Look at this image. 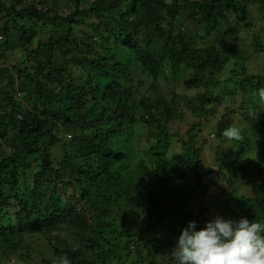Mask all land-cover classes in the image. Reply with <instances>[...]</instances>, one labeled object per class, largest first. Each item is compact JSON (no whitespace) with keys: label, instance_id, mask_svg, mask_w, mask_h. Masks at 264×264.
Masks as SVG:
<instances>
[{"label":"trees","instance_id":"trees-1","mask_svg":"<svg viewBox=\"0 0 264 264\" xmlns=\"http://www.w3.org/2000/svg\"><path fill=\"white\" fill-rule=\"evenodd\" d=\"M214 215L264 224V0H0V264H174Z\"/></svg>","mask_w":264,"mask_h":264},{"label":"clouds","instance_id":"clouds-1","mask_svg":"<svg viewBox=\"0 0 264 264\" xmlns=\"http://www.w3.org/2000/svg\"><path fill=\"white\" fill-rule=\"evenodd\" d=\"M225 140L241 139L236 127L226 128ZM174 264H264V224L247 217L214 215L197 227L187 222L170 251Z\"/></svg>","mask_w":264,"mask_h":264},{"label":"rangeland","instance_id":"rangeland-1","mask_svg":"<svg viewBox=\"0 0 264 264\" xmlns=\"http://www.w3.org/2000/svg\"><path fill=\"white\" fill-rule=\"evenodd\" d=\"M130 59L132 60L131 56H130ZM130 68H131V72L134 73V74H136L139 71V68H137L135 64H130ZM20 98H21V96H20ZM138 146H140L143 149V144L140 143ZM209 152H210V149H209V147H207L206 148V153H207L206 157L211 156V153H209ZM144 153H146V151H144ZM146 156L148 157V155H146ZM39 250H41V253L47 252V254H50V253H48L47 246H44V245L40 246ZM33 255L36 256L35 254H33ZM6 264H17V262L16 261L13 262V260H11L10 263H6Z\"/></svg>","mask_w":264,"mask_h":264}]
</instances>
